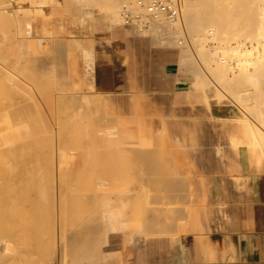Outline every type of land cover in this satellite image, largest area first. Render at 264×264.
Segmentation results:
<instances>
[{"label":"crops","instance_id":"obj_1","mask_svg":"<svg viewBox=\"0 0 264 264\" xmlns=\"http://www.w3.org/2000/svg\"><path fill=\"white\" fill-rule=\"evenodd\" d=\"M17 1L29 13L28 66L104 101L131 137L140 127L163 137L168 168L153 177H167L155 184L172 217L149 232L115 224L95 264H264V144L242 111L208 99L180 69L179 52L140 40L113 14L77 12L69 0Z\"/></svg>","mask_w":264,"mask_h":264},{"label":"rangeland","instance_id":"obj_2","mask_svg":"<svg viewBox=\"0 0 264 264\" xmlns=\"http://www.w3.org/2000/svg\"><path fill=\"white\" fill-rule=\"evenodd\" d=\"M110 1L111 0H109L108 2H110ZM84 2H85L84 0H69V3L73 5V8H75V11H77V12H79V11H81L87 7L90 8L91 10L99 12L101 14L102 13L114 14V13H116V11H118V10H116V11L114 10V12H113L110 9L108 10L107 8H105V6H102V4L101 5H98V4L94 5L95 2H92V4L95 6L93 8L92 4L83 5ZM105 2L106 1H104V3ZM125 2L127 4V0H123V1L119 0L118 8L121 7V5L125 4ZM129 4L130 3H128L127 5H129ZM130 7L132 8V5ZM27 11L28 10H26L25 8L19 7V2L17 0L16 1L0 0V60H1L0 61V72H1L0 77L1 76H2L1 78L4 77V80L2 79L3 82L1 81L2 84H0V86H1L0 87V96L1 97L3 96L2 97L3 98V101H2L3 104L6 103L5 105L8 106L9 104L12 103L10 107L5 108L6 111L0 110V112L4 111L3 116L1 115V118H0V127H1V129H0V141H8V139L4 138L3 133L5 132V130H7V127L10 124L15 123V122H12V119H11V117H13L12 114H14L15 118H18V117L24 118L23 120H21L22 122L16 121L17 123L25 126V128L23 130L24 136L21 138L22 139L21 141H30V139H31L32 143L35 141H36L35 143H38L37 141H42V143H44V144L46 143V141H48V142H50V141H57V142L63 141V144H61V148H60V146H58L60 144V142L56 143V147H59L61 150H63L64 148L62 146L65 145L66 146L65 153H67V151H69V149H72L71 152L75 153L74 154L75 157H74V155L69 152L70 156H73V160L72 161H71V159L67 160L66 162L69 164L67 165L65 162L66 165L63 164V166L60 165V167H58L59 165H57V164H59V161L56 160L54 155H53V157L52 156L47 157L49 161H46L47 162L46 164L48 166L50 165L49 167L52 168V170H53V168H55L57 170L56 171L54 169V171H52L54 174L50 173L51 176L54 175L53 176V178H54L53 182L50 181L51 179L49 180L48 172L45 173V176H47L48 179H46L47 177L42 175L45 177L44 178L45 180L50 182V183L48 182V185L47 184H45V185L47 187H49L50 185L52 186L51 187L52 189H50V187H49V190L54 189L56 192H59V189H60L59 183L61 181L60 178L64 177L63 180L61 181V183L62 182L67 183L66 179H68L71 176L70 180H72V181L69 182L71 184L68 186L66 184V189L64 188V190H65L64 195L66 197H70L71 200L73 199V201L77 204V206H82V203H84L82 206L84 208H86L87 206H90L92 204L91 199L93 200L94 196L96 197V196L101 194L98 192H104V193L106 192V194H109V195H111V193L113 192L112 193L113 194L112 200H111L112 203H110L111 205H109L110 209H111L112 205L113 206L114 205L122 206V205H120L121 204L120 202L123 199V200H125L124 204L127 207L126 208L127 212H128V208L132 207V204L134 203L135 207H133V208L140 211L139 215L141 213L140 217H139V215H137L140 219H138V218L134 219L135 216L132 217L133 214L131 213V211H130V214L132 216L128 213L129 219H127L128 214L126 212H125L126 214H121L122 219H123V216L125 217L123 220L124 221L123 223L127 224L128 229H135V228L136 229H143L144 232L156 231V230L162 229V226L158 225V222H161V220L164 217L165 218L171 217L172 208L170 207L169 209H163V206H164L163 205L164 204L163 199H166V198L163 197L164 194L162 195L160 193V192H162V190H160L161 188L160 187L158 188L155 184V182H157V179L154 182V184H153V182L149 181V179L151 178L149 168L151 169V167H152L151 166V164H152L151 159L152 158L153 159L156 158L155 161L153 160L154 161L153 166L157 164L155 166V169L157 168V170L162 171V170H165L168 168V164H167L165 157H164L165 151L163 153V149H164L163 137L160 135L159 136L160 140H157L153 129L143 128V127H140L135 132H132V137H131V135L129 134V131L127 132V127L125 125H122L119 122V119L116 117V114L111 110V108L106 103H104V101L103 102L100 101L98 103L94 100H90V99H87L84 97H78L75 94L66 90L63 82L58 81L59 79L57 78V76H55L54 72L52 73L50 70H48L46 75H45V74H43V70H44L43 66H28L27 62L29 61L30 58H34V57L29 55V53L25 49V44H24V38L26 36V30H27V15H29V13ZM110 11L113 13H111ZM117 14H118V12H117ZM121 18H122V16L119 19H117V22L114 24H117V25L121 24L122 25L123 19H121ZM142 19L145 20L146 23L143 22V20H142V22H138L139 24H137V26L127 25V29H129L135 35L141 37L142 39H140V40H144V38H145V39H148L154 47H157V48L162 47L163 51L179 52V54H180L179 66H180V69L182 71H184V72H186L187 70L191 71L192 72L191 74L194 75L200 81V84L202 85V87H205V89H206V86H208L210 84L211 85H217V86L221 87L223 93L221 94L220 97L209 98L208 95H206L207 98L212 99L215 103H218L219 105H225L227 107H233L234 108V107H238L241 105V107H239V110L242 108L241 109L242 114H243L242 116L246 120L250 121L252 126H254L253 129L255 131V136L258 138L259 137L258 134H260V137H259L260 139L259 138L258 139L260 141H264V138L262 137V136H264L263 135L264 131L257 134V131L259 130V128L264 130V122H262V119H260L262 116L261 113L264 112V83H263L264 80H262V82L261 81L259 82L258 81L259 78L258 79L254 78L257 75L260 76L258 73L262 69H264V65L260 64L259 59L256 60L257 62H255V63L250 62L251 61V60H249L250 58L248 59V57L251 56L250 53H249V56H247L245 62L243 60L242 61L239 60V58H238L239 55H237L238 53L241 55L242 54L241 51L243 49H245L244 51H246V49H250V50H252V53H253V56H251L252 61L255 58L257 59L259 57V55L257 56L258 53L261 55L259 57L260 60H262L263 58H261V57H264L263 56L264 53L257 52L259 47L262 45L261 44L262 42L257 43V41H256V40H258V41L260 40V39H258L259 37L256 35L258 37L257 38L255 36L257 39L253 38L250 41L249 38L247 37V39L245 40L244 38H246V37H244V38L240 37L239 36L240 34L237 33L238 31L236 29L235 31H233L230 34L229 33L227 35L225 34L224 35L225 37L222 38L221 37L222 35H217L218 31H216V30H218V29H216V30L214 29L215 31L214 30L212 31L211 29L207 28L205 34L209 31H212V32H209L210 34L212 33L211 34L212 36L208 37L209 34L207 33L208 35L206 34L205 37H208L209 40L205 39L206 40V41L204 40L205 43H202L199 46L194 44V46H195L194 47V46H192L193 45L192 40L190 41V38H192V37L188 33V30H185L186 28L181 27V29L179 31H176L173 29L174 27L172 26V27H170L171 29H169V31H171L172 33L171 32L169 33V31H167L168 34L166 32L165 34L162 35V34H160V31L157 30L156 27H154L152 25V22L150 24L149 22H147L148 19H146V18L144 19L143 17H142ZM178 20H180V18H178ZM162 21H166V19H164ZM162 21L161 22L156 21L157 22L156 24H159V25H157L158 26L157 28H159L161 26ZM147 23H149L150 26ZM151 25H152V27H151ZM151 28H155L159 32H156L155 29L151 30ZM232 35H233V37H232ZM211 38H214V39H211ZM253 40H255V41H253ZM217 43H221L224 47L221 54H217V55L215 54L216 56L215 55L213 56V54H209L211 56H209V59H206L205 57L208 54V52L211 53L212 48ZM248 43H250L251 45L250 44L248 45ZM186 44H187V47H186ZM202 46H204L203 48H201L203 50V52L199 49ZM253 46L254 47L257 46V47L253 48ZM196 47H198V48H196ZM232 47L233 48L235 47V49H233ZM256 49H257V51H255ZM229 50H232V51H229ZM237 50H238V53H236L235 55H232L233 52L235 53ZM250 50H247L246 52H248ZM198 51H200V52H198ZM204 51H206V52H204ZM200 53H203V55ZM183 54H186V55L183 56ZM204 55H205V57H202ZM212 56H213V58H212ZM222 56H224L225 59L230 60V62H232L234 64H238V63L240 64L239 61L244 62V64L246 66H242L243 70H244L243 73L241 71H239L241 73L229 71V72H227L226 77L219 80L220 78L217 77L218 74L215 73L214 71L212 72V69L214 67V63L217 61H220L222 59ZM241 58H242V55H241L240 59ZM248 61L250 62L249 64L247 63ZM7 62H10V63L12 62L13 64L17 63L22 68L25 67L23 70V72H25V73L24 74H22V72L20 73V71H22V69H20V70L17 69V71H18V73H17L15 68H14V65L12 63L11 64L13 66V69L11 68L12 66L9 67L10 69H7V67L10 64ZM5 63H6V65H5ZM244 64H241V65H244ZM17 66H16V68H18ZM250 66L251 67L253 66V67L251 68ZM1 68H3V70H1ZM254 68H256V70H260V71L258 72L255 70L256 73H254L255 72ZM4 69L7 70V73H12V75L17 78V81L14 80L16 78L15 77L13 78L12 75H11L12 77L8 76V74L5 73L6 71H4ZM33 70H35V71H33ZM251 71L254 74L253 79H255V80H252V76L249 75V74H251ZM36 74H37V76H36ZM247 76H250V77H247ZM39 79H40V81H39ZM260 79H262V78H260ZM14 84H16L15 85L16 87L15 86L11 87V85H14ZM18 84H19V88L17 87ZM227 84L231 85L230 90H225ZM261 84H263V85H261ZM55 85H56V87H55ZM58 85H59V87H58ZM22 86H23V88H22ZM42 86H44V88H41ZM20 87H21V89H20ZM44 89H45V91H43ZM48 89H50L52 91H50ZM66 95H69V96H66ZM58 96H60L61 98ZM65 96L68 97L69 100L71 99V101L68 102V104H70V106L69 105L66 106L64 104L61 105L62 104L61 102L63 101L62 99ZM66 97H65V99H66ZM2 98H1V100H2ZM59 99H61L62 101H60ZM37 100H39V101L37 102ZM4 107H3V105L0 104L1 109H3ZM11 108L13 110H15L16 112L13 111V112H10V114H6V113H9V112H7V110H10ZM17 110H18V112H17ZM9 119H11V120H9ZM13 120H15V119L13 118ZM32 120H34V122ZM92 121H93V123H92ZM96 123H98V124H96ZM4 125H6V126L2 128V126H4ZM33 129H34V131H38V133L34 132ZM43 130H45V131H43ZM43 133H44V135L46 134L45 135L46 137L43 135ZM70 135L73 136L74 138H75V136H77V140H75L73 137L71 138ZM68 137H70V138H68ZM127 137H128V139H131V140L127 141ZM66 140L71 141V142L76 141V143H79V145L75 143V145H73V147L74 146L76 147L78 145L77 147H80V148H77V147L76 148H69V147H71V144H69L67 147L66 142H65ZM48 142H47V144H48ZM263 144H264V142H263ZM86 145H87V148H85ZM96 145H97V147H94ZM91 146H93V147H91ZM140 146L142 148L144 147L146 149H149V148L152 149L153 151H155V153H157V155H154L155 153L153 154V151H149V150L145 151L146 149H143L144 150V152H143L142 148ZM98 147L99 148L100 147H102V148L103 147H105V148L110 147L112 149L115 148V150H112V149L110 150L108 148L107 149L108 152H106L107 155L106 154L102 155L103 154L102 153L101 154L102 157H101L99 155V153L97 155V152H96L97 150L95 149ZM116 147H118V148H116ZM0 148H1V152H0L1 163H0V165L2 167V164H3V166L7 167L9 165V164L7 165V163L11 162L10 160H12L13 158L11 157V153L8 152L10 155L9 154L7 155L6 151L4 150V148L2 146H0ZM91 148H93V149H91ZM74 149H75V151H74ZM80 149H82V151H79ZM94 149L96 150L95 151L96 154L94 152ZM100 149H99V151H100ZM133 149L135 150V152L133 151ZM138 149H141L140 151H142L141 152L142 154L143 153L146 154L148 152L150 154L149 156H151V159L149 157L146 161V159L142 158L143 155L138 151ZM122 150H124V152ZM126 150H127V152H132L131 154H133V155L130 154V156H127L126 154H124ZM113 151H115V153ZM136 151H138L140 153V155L138 154L139 156L137 155L138 152L136 153ZM81 152L82 153L84 152V153L81 155ZM102 152H103V150H102ZM86 153H87V155H86ZM100 153H101V151H100ZM116 153L117 154L119 153L120 155L123 154L122 155L123 157L126 155V157L123 158L122 156H120L118 154L120 157H122L120 159H122L123 162L120 160L121 163L119 162V166H117V165L115 166V164H114L115 168H117L114 171V168L110 166L112 164V163L110 164L111 161H108L107 158L112 156V155L115 156ZM61 154L63 155L64 152ZM13 155H15V154H13ZM16 155L18 156L19 154L17 153ZM89 155H90V157H93L92 160H91V158H89ZM96 155H97V157L95 158ZM141 155H142V157H140ZM63 156H65V154ZM44 157H46V156H44ZM44 157H42V158H44ZM51 157L54 158L53 160L55 163L51 162L52 159L51 160L49 159ZM98 157H99V159H98ZM136 158L137 159L139 158L140 160L142 158L144 160V162L140 161L139 159H138L139 160L138 161ZM94 159H98L100 162L98 160H94ZM100 159H102L103 162ZM104 159H107V160L105 161ZM44 160H47V159L44 158L43 160H41V162H43ZM114 160H117V159H114ZM96 161L99 162V163L97 162L98 164H100L99 166L98 165L95 166ZM134 161H136V162H134ZM149 161H151V162L148 163ZM106 162L108 164H106ZM112 162L114 163V161H112ZM4 163L7 166L4 165ZM48 163H50V164H48ZM51 163H53V165H54L53 167H51L52 166ZM103 163H104V165H103ZM140 164H142V165L140 166ZM41 165H42V167H46L44 163H42ZM138 166H139V169L141 168L140 171L138 170ZM5 167H3V168L5 169ZM91 167H94V169H92V171L93 170L97 171L96 176H95V174H93L95 172H92L90 170ZM98 167H100V168L98 169ZM60 168H61V170H60ZM131 168L133 170H131ZM45 169L47 170L48 167H46ZM100 169H102V170H100ZM112 169H113V171H112ZM155 169H154V171H155ZM41 170H44V169L42 168ZM105 170H107V172ZM3 171L4 170H2V173H3ZM47 171H50V170H47ZM89 171H91L92 177L90 176ZM101 171L105 172L106 174L103 175V172H101ZM136 171H137L138 175H136L137 174ZM100 173L102 176L100 175ZM129 173H130V175H129ZM142 173L145 175V177ZM148 173H149V176H147ZM151 173H152V171H151ZM32 174L34 175V173L31 172V177H32L31 181H33ZM63 174L66 176V178ZM132 174H133V177H131ZM74 175L76 178L74 177ZM93 175L95 176V178ZM97 175H100V176H97ZM153 175H154V173L152 174V177H153ZM132 178H133L134 182L132 181ZM139 178H140V180L141 179L142 180L140 181ZM64 179H65V181H64ZM137 181H138V183H137ZM46 182H44V183H46ZM75 182H77V183L75 184ZM141 182L144 183L145 185L142 184ZM149 183H150V185H149ZM110 184H113L112 185L113 190H109V188L111 189ZM108 185H110V187H108ZM138 185H140V186H138ZM122 186H123V189L125 191H127V188H129L130 190L133 191V193H131V195H130V197L132 196V194L134 195V196H132L133 202L132 201L128 202L130 207H128V203L126 204L127 198L124 199L127 195H124L123 198H122V196L118 197V198L116 197L115 193L117 190H115V189L116 188L119 189V192H120V190L122 191ZM32 187H31L32 189L35 188L34 186H32ZM47 187H46V189H47ZM134 187L137 189H133ZM32 189H31V191H33ZM102 189H104V190H102ZM157 189H159V190H157ZM134 190H136V192ZM156 190L159 192H157ZM110 191H111V193H110ZM152 191H153V193H152ZM35 192H36L35 190L33 192H31L30 193L31 196L32 195L36 196L37 192L36 193ZM140 192H142V193H140ZM155 192H157V193H155ZM136 193H139V196ZM154 193L157 196L154 195ZM91 194H93V195L95 194V195L94 196L92 195L91 197L87 198V196H90ZM153 195H154V197H153ZM79 196H81V197H79ZM114 196L116 197L115 199H113ZM75 198L80 199L79 204H78V201L75 200ZM134 198H135L136 202L134 201ZM150 198H152V199H150ZM82 199L85 200L86 205H85V202H83L84 200H82ZM158 199H160V200L158 201ZM19 200H21V199H19ZM89 200L91 202H89ZM148 200H149V202H148ZM155 200L158 201V202L156 201L157 204H156ZM14 201L16 202V199H14ZM17 201H18V199H17ZM73 201H71V202L74 203ZM59 202H60L59 200L55 201V202H49L50 204L48 203V205H49L50 209H48L47 204L42 209V211H44V209H46V211H44L45 213L47 212L46 215L44 213L45 216H47V214L51 211V213L48 214V215H50L49 219L51 218V216L53 217L55 215V217H53V218H55V223L52 224V225H54V228L52 225L49 224V222H47L48 224L46 225V227L48 230L44 229L47 232H44V234L42 236L40 235L39 238H36V239L32 238L33 242L30 241L31 244L27 241L29 243V246L28 245L27 246L30 248L29 254H25V255H22L20 257V255H17L15 252H12L10 250L11 253H13V254H11V255L9 254V257L7 256L4 261L3 260L1 261V264H31V263L32 264H46V263L52 264V262H53V264H95V262L98 261V259L100 258V255H101L102 244H103V241L105 239V236L112 229L111 228L109 230H106V228H108L107 226H109L108 221L105 222V220L103 219V221L101 220L102 223L100 222V224L102 226H103V224L105 225V227L104 226L102 227L103 231H101V228H99L100 232H101V238H100L101 240L96 238L97 235L96 236L95 235H92V236L88 235L86 237L84 235H82L83 237L80 236V239H77V241L75 240L76 241V243H75L74 240L67 238L70 236L69 234L71 231H69V232H66L67 230L63 231V232H65L64 235L63 234L60 235V233H59V231H60L59 227L61 228V222H62L61 219L59 221V217H60L59 212L61 211V209L59 211V208H60V206H59L60 204H58ZM147 202H148V204H146ZM20 203H21V201H20ZM75 203H74V206L76 205ZM21 204H23V203H21ZM87 204H89V205H87ZM13 205H18V202H17V204H15L13 202ZM146 205H148V206L146 207ZM149 205H150V207H149ZM24 206L26 207V205H24ZM151 206L154 208H151ZM158 206H160V207L162 206V207L158 208ZM19 207L20 206L18 205V208ZM148 207H149V210L148 209L146 210V208H148ZM18 208L16 207V209H18ZM23 208H21V209L23 210ZM143 210H145V211H143ZM68 211H70L69 213L73 214V211H71V210H68ZM153 211H154V213H153ZM161 211H162V213L163 212L164 213L162 214ZM170 211H171V213H170ZM33 212L35 213V211L32 210V215H34ZM106 212H107V214L109 213V215H111V213H113V215L119 213V212H117V210L114 212H111V211H106ZM159 212L161 215L159 214ZM168 212L170 213L169 215H167ZM61 213H62V215H61ZM63 213H64V211L63 212L61 211L60 215L63 216L65 214V213L64 214ZM142 213H144V215H146L145 219H144V217L142 218V215H143ZM151 213L154 214V215H152V217L156 216V217H154V219L149 217V216H151ZM81 214H83L82 218L83 217L85 218V219L83 218V221H85V222L88 221L87 219H89V213L86 210H83V213H81ZM164 214H165V216H164ZM166 215H167V217H166ZM27 217H28V215H27ZM158 217H159V219H158ZM47 218H48V216H47ZM150 218H151V220H149ZM143 219L144 220L148 219L147 220L148 222L144 223ZM27 220H29V217ZM153 221H154V224H153ZM26 223H27V221H26ZM26 223L24 222V224H26ZM117 223H121V221L117 222ZM28 224L25 225L26 228H27ZM143 224H146V226ZM148 224H150V225L147 226ZM101 225H100V227H101ZM147 227H148V230H147ZM44 228H45V226H44ZM50 228H51V230H50ZM53 229L55 230V233H53L54 232ZM50 232L53 234H50ZM47 233L50 234V237L48 236L49 234H47ZM45 235H46V237H45ZM42 237L44 238V240L42 239ZM40 238H41V240H40ZM92 238L97 239L98 241L96 242V240H95V242H94L93 241L94 239H92ZM48 239L50 241H48ZM14 241H15V244H14L15 246H17V245L22 246L23 243L27 244V242H25L26 240H24L21 243L22 245L20 244V242H18L17 239L13 240V243H14ZM21 241H22V239H21ZM78 241H79V243H77ZM90 241H91V244L93 246L92 245L90 246ZM16 242H17V245H16ZM43 242H44V244H43ZM67 243H69V245ZM86 243H87V246H86ZM36 244H37V247H36ZM31 245H33V246H31ZM61 245H63V246H61ZM96 245H97V247H96ZM41 246H44L45 249H43L44 247L41 248ZM89 246L92 247L93 250L90 249ZM54 247H55V253L53 252ZM68 247L70 249L77 248L75 250L73 249V252H75L76 250L77 251L73 254L68 253V252H72V250H68L69 249ZM88 248H89V250H88ZM16 250H17V248H16ZM16 250L14 249L13 251H16ZM87 251H89V252H87ZM94 251H96V252H94ZM85 252H86V254H85ZM14 253H15V255H14ZM36 255H37V257H36ZM23 256H24V258H22ZM81 256H82V258H80ZM13 257H15L16 259H14ZM87 257H89V258H87ZM91 257H92V259H91ZM9 258L10 259L12 258L11 262H9L10 261ZM61 258H62V260H61ZM88 259L89 260L91 259V260L89 261ZM12 260H14V262H12ZM26 260L27 261L29 260L28 263L26 262ZM20 261L22 263H20Z\"/></svg>","mask_w":264,"mask_h":264},{"label":"bare ground","instance_id":"obj_3","mask_svg":"<svg viewBox=\"0 0 264 264\" xmlns=\"http://www.w3.org/2000/svg\"><path fill=\"white\" fill-rule=\"evenodd\" d=\"M85 2H84V4L83 5H90V4H92V2H95V4L94 5H101L102 4V6H105V8H107L108 10L110 9V10H112L113 12H114V10L116 11V10H118V11H116V13H114L113 14V21H114V23H116L117 22V19H119L122 15H121V13H120V7L118 8V5H119V0H111L110 2H108L109 0H84ZM104 1H106L105 3H104ZM123 1V0H122ZM126 3V2H125ZM128 3H130L129 5L131 6L132 5V7L134 8V10H137L138 12H142V13H144L143 11H145L144 10V8L142 7V6H140L138 3H139V1L138 0H127V4ZM93 5V4H92ZM93 5V8L95 7ZM128 5V6H129ZM122 6V5H121ZM180 7H181V17H179L180 18V20H167L166 18H162V19H156V20H153L152 18H150L149 16H148V18L145 16H142L144 19L146 18V19H148V21L147 22H149L150 24H151V22H152V25L154 26V27H156V29L157 30H159L160 31V34H165L167 31H169V29H171L170 27H174L173 29L174 30H176V31H179L180 29H181V27H184V28H186L185 30H188V33L191 35V37L192 38H190V41L192 40V46H194V44L195 45H200V44H202V43H205L204 42V40L206 39V40H209L208 39V37L209 36H212L209 32H212L214 29L216 30V29H218V30H216V31H218V33H217V35H222L221 37L222 38H224L225 36V34L227 35L228 33L230 34V33H232L233 31H235L236 29H237V33L238 34H240L239 36L240 37H246V38H244L245 40L247 39V37L249 38V40L251 41L253 38H256L257 36L259 37H257L258 39H260L259 41L258 40H256L257 41V43H261L262 45L259 47V49H258V51H257V49L255 50V51H257V52H262V53H264V0H180ZM118 8V9H117ZM106 9V10H107ZM111 12V11H110ZM113 12H111V13H113ZM117 12H118V14H117ZM28 16V15H27ZM122 19V18H121ZM120 19V20H121ZM164 19H166V21H162V20H164ZM119 20V21H120ZM143 20V19H142ZM118 21V22H119ZM156 21H162V23H161V26L159 27V28H157L158 26L157 25H159V24H156L157 22ZM121 22V21H120ZM143 22H145V20H143ZM155 22V23H154ZM146 23V22H145ZM149 23H147V24H149ZM154 23V24H153ZM139 24V23H138ZM150 24H149V26H150ZM145 25V24H144ZM152 25H151V27H152ZM156 25V26H155ZM207 28H209V29H211L212 31H209V32H207L206 34L208 35V37H205V32H206V30H207ZM147 29V28H146ZM154 30L155 28H151V30ZM155 29V30H156ZM156 30V32H159V31H157ZM214 30V31H215ZM147 31V30H146ZM242 31V32H241ZM148 32V31H147ZM150 32V31H149ZM154 32V31H153ZM171 31H169V33H170ZM240 32V33H239ZM172 33V32H171ZM175 33V32H174ZM214 33V32H213ZM167 34H168V32H167ZM176 34V33H175ZM245 35V36H244ZM247 35V36H246ZM257 35V36H256ZM161 36V35H160ZM256 36V37H255ZM190 37V36H189ZM214 37V36H213ZM232 37H233V35H232ZM215 38V37H214ZM214 38H211V39H214ZM217 38V37H216ZM256 38V39H257ZM205 40V41H206ZM253 41H255V40H253ZM251 43V42H250ZM250 43H248V45L250 44ZM251 45V44H250ZM186 47H187V44H186ZM195 47V46H194ZM204 46H202V47H200L199 49L203 52V50L201 49V48H203ZM251 47V46H250ZM257 47V46H256ZM256 47H254L253 46V48H256ZM196 48H198V47H196ZM233 48V47H232ZM185 49V48H184ZM223 49H224V47H223V45L221 44V43H217L213 48H212V50H211V53H209L208 51V54L206 55L205 53V55H206V57H205V55L204 56H202V57H205L206 59H209V56H211V55H209V54H213V56L216 54H221V52L223 51ZM233 49H235V47L233 48ZM187 50V49H186ZM197 50V49H196ZM240 50V49H239ZM245 49H243L242 51H241V55H242V58L240 59V57H241V55L238 53V50L234 53L233 52V54L232 55H235L236 53H238L237 55H239L238 56V58H239V60H243L244 62L246 61V58H247V56H249V53H250V55L251 56H253V53H252V50H250V49H246V51L247 50H250V51H248V52H246V51H244ZM185 51V50H184ZM210 51V50H209ZM226 51V50H225ZM229 51H232V50H229ZM235 51V50H234ZM254 51V52H255ZM198 52H200V51H198ZM204 52H206V51H204ZM200 54H202L203 55V53H200ZM257 54V53H256ZM186 54H183V56H185ZM215 55V56H216ZM236 55V56H237ZM255 55V54H254ZM259 55V57L261 56L259 53L257 54V56ZM201 56V55H200ZM213 56H212V58H213ZM251 56L250 57H248V59L249 60H251L250 62H252V63H255V62H257L256 60H258L259 59V61H260V64H263L264 65V57H261V58H263L262 60H260V58L258 57L257 59L255 58L253 61H252V59H251ZM263 56H264V54H263ZM27 57V56H26ZM14 58V57H13ZM211 58V57H210ZM247 59V60H248ZM1 61V60H0ZM12 61V60H11ZM241 61H239L240 62V64L238 63V64H234V63H232V62H230V60H227V59H225L224 58V56H222V59L220 60V61H217V62H215L214 63V67H213V69H212V72L214 71L215 73H217L218 74V78H220L219 80H221V79H223L224 77H226V75H227V72H239V71H241L242 73H243V67L242 66H246L245 64H244V62H241ZM13 62V61H12ZM11 62V63H12ZM249 61L247 62L248 64L250 63ZM4 63V62H3ZM7 63H10V62H7ZM10 63V64H11ZM15 63V62H14ZM9 64V66L7 67V69H10L9 67L10 66H12V64L10 65ZM17 64V63H16ZM16 64H13L14 65V68H15V70H16V72L18 73V71H17V69L18 70H20V69H22V71H20V73L22 72V74H24L25 72H23V70H24V68H22L20 65H16ZM241 64H244V65H241ZM5 65H6V63H5ZM18 67V68H16V66ZM182 65V64H181ZM20 67V68H19ZM251 67V66H250ZM253 67V66H252ZM251 67V68H252ZM12 69H13V66L11 67ZM259 68V67H258ZM1 70H3V68H1ZM14 70V71H15ZM256 70V68H254V71ZM4 71H6L5 73L6 74H8V76H11L12 75V73H7V70H5L4 69ZM33 71H35V70H33ZM39 71V70H38ZM256 71H260V70H256ZM256 71L254 72V73H256ZM241 72H239V73H241ZM3 73V72H2ZM28 73V72H27ZM40 73V72H39ZM187 75L188 74H191L192 72L191 71H189V70H187L186 72H185ZM245 73V72H244ZM0 74H1V72H0ZM21 74V75H22ZM216 74V75H217ZM260 76H255L254 77V74L252 73V71H251V74H249V75H251L252 76V80H255V79H253V77L254 78H256V79H258V81L260 82H262V80H264V69H262L259 73H258ZM39 75V74H38ZM220 75V76H219ZM4 76V75H3ZM13 76V75H12ZM11 76V77H12ZM27 76V75H26ZM35 76V75H34ZM36 76H37V74H36ZM2 77V76H1ZM0 77V82L2 81V79L4 80V77L3 78H1ZM15 76H13V78H14ZM247 77H250V76H247ZM12 78V79H13ZM16 78V77H15ZM260 78H262V79H260ZM7 79V78H6ZM11 79V80H12ZM251 79V78H250ZM9 80V79H8ZM14 80H16L17 81V78L16 79H14ZM20 81V80H19ZM18 81V82H19ZM28 81V80H27ZM37 81V80H36ZM39 81H40V79H39ZM59 81V80H58ZM3 82V81H2ZM2 82L0 83V84H2ZM8 82V81H7ZM5 83V82H4ZM264 83V82H263ZM9 84V83H8ZM16 84H14V85H11V87L12 86H15ZM21 85V84H20ZM261 85H263V84H261ZM4 86V85H3ZM1 87V86H0ZM16 87V86H15ZM17 87L19 88V84L17 85ZM54 87V86H53ZM55 87H56V85H55ZM54 87V88H55ZM58 87H59V85H58ZM3 88V87H2ZM14 88V87H13ZM22 88H23V86H22ZM41 88H44V86H42ZM17 89V88H16ZM20 89H21V87H20ZM19 89V90H20ZM53 89V88H52ZM59 89V88H58ZM231 89V85L230 84H227V86H226V89L225 90H230ZM15 90V89H14ZM48 90H50V89H48ZM54 90V89H53ZM43 91H45V89L43 90ZM50 91H52V90H50ZM10 92V91H9ZM60 92V91H59ZM17 93V92H16ZM205 93H206V95H208V97L209 98H217V97H220L221 96V94L223 93V91H222V89H221V87H219V86H217V85H208V86H206V89H205ZM13 94V93H12ZM19 94V93H18ZM74 94V93H73ZM14 95V94H13ZM71 95V94H70ZM15 96V95H14ZM20 96V95H19ZM66 96H69V95H66ZM65 96V97H66ZM3 97V96H2ZM1 96H0V104L1 105H3V109H1L0 108V110H5V108L7 107H10L11 106V104H9L8 106L7 105H5L6 103H4L3 104V98H2ZM12 97V96H11ZM58 97H60V96H58ZM63 97V96H62ZM65 97L61 100V99H59L60 101H62L61 103V105H66V106H70V104H68V102H70L71 101V99L69 100V98L68 97H66V99H65ZM1 98H2V100H1ZM61 98V97H60ZM7 99V98H6ZM67 100V101H66ZM39 100H37V102H38ZM31 102V101H30ZM29 102V103H30ZM15 103V102H14ZM263 103V102H262ZM94 105V104H93ZM30 106V105H29ZM18 107V106H17ZM23 107V106H22ZM84 107V106H83ZM239 107H241V105L240 106H238V108ZM27 108V107H26ZM17 109V108H16ZM242 109V108H241ZM240 109V110H241ZM19 110V109H18ZM18 110H17V112H18ZM6 111V110H5ZM13 111H15V110H13L12 108L10 109V110H7V112H9V113H6V114H10V112H13ZM4 111H1L0 112V118H1V115L3 116V113ZM16 112V111H15ZM20 114V113H19ZM223 114V113H222ZM221 114V115H222ZM16 115V114H15ZM261 118L260 119H262V122H264V112H262L261 113ZM12 116L13 117H11V119H12V122H15V123H12V124H10L8 127H7V130H5V132L3 133V136H4V138H6V139H8V141H0V146H2L3 148H4V150L6 151V153H7V155L9 154V153H11V157L13 158L12 160H10L11 162H9V163H7V165L4 163V165H6L7 167H5V166H3V164H2V167H1V165H0V264H1V261L3 260H5V258L8 256L9 257V254L11 255V254H13V253H11V251L12 252H15L17 255H20V257L22 256V255H25V254H29L30 253V248L28 247L29 246V243H30V241L31 242H33L32 240L33 239H36V238H39L40 237V235L42 236L43 234H44V232H47V231H45L44 229H46V230H48L47 229V227H46V225L48 224L47 222H49V224L50 225H52L53 223H55V218H53V217H55V215L52 217L51 216V218L49 219V217H50V215H48L49 213H51V211L47 214V216H48V218H47V216H45L46 215V213L44 212V211H46V209H44V211H42V209L45 207V205L47 204V206H48V209H50L49 208V205H48V203L49 202H55V201H60L58 204H60L59 206H60V208H59V211H60V209H61V211L63 212L64 211V215L63 216H61L62 215V213H61V215H60V212H59V216L61 217H59V221H60V219H61V228L59 227V229H60V231H59V233H60V235L61 234H65V232H63V231H65V230H67L66 232H69V231H71L70 232V236L69 237H67V238H69V239H72V240H76L77 241V239H80V236H82V235H84L85 237L86 236H92V235H97L96 236V238H98V239H100L101 238V232H100V229L99 228H101V231H103L102 230V227L104 226L105 227V225L103 224V226L100 224V222H101V220L103 221V219L105 220V222L106 221H108V224H109V226H107L108 228H106V230H109V229H111V228H113L114 227V224H116L117 222H120L121 221V223H123L124 221V216H123V219L121 218V214H130V211H131V213L133 214V216L132 217H134V219L135 218H138V219H140L139 217H140V215H141V213H140V215H139V212L140 211H138L137 209H134L133 207H135V205H134V203L132 204V207H130L129 206V201H132L133 199H132V196H134L133 194H132V196L130 197V195H131V193H133V191L132 190H130L129 188H127V191H125L124 189H123V186H122V191L120 190V192H119V189H115L114 187V189L115 190H117L116 191V197L118 198V197H121L122 196V198L124 197V195H127L124 199H126L127 198V202H126V204L128 203V207H130V208H128V212H127V210H126V205L124 204L125 203V200H121V204L120 205H122V206H119V205H112L111 206V209H110V207H109V205H111L110 203H112L111 202V200H112V193H111V191H110V193H111V195H109V194H106V192L104 193V192H98V193H101L100 195H98V196H94L93 194H91L90 196H87V198L88 197H91L92 195L94 196L93 197V200L91 199V201L89 200V202H91L92 204L90 205V206H87L86 208H84V207H82L83 206V204L84 203H82V206H77V204L73 201V199L71 200V198L70 197H66L65 195H64V188L66 189V184H67V186L68 185H70L71 183H69V182H71L72 180H70V178H71V176L68 178V179H66V181H67V183L65 182V183H61V181L63 180V178L64 177H61L60 178V183H59V185H60V189H59V192H56L54 189L53 190H49V187H50V189H52L51 187V185L49 186V187H47L45 184H47L48 185V182L49 181H47V180H45L44 178L45 177H47V176H45V173H47L48 172V177H49V180L51 181V182H53V172L52 171H54V169L55 168H53V170H52V168H50L46 163V161H49L48 160V158L47 157H50V156H52L53 157V155H54V157L56 158V160H58L59 161V164H57V165H59L58 167H60V165L61 166H63V164H65V162L67 161V160H69V159H71V161L73 160V156H70V153L71 154H75V153H73V152H71V150L72 149H69V151H67V153H65V148H66V146L64 147V146H62L64 149L63 150H61L60 148H61V144H63V141H50V142H48V141H46V143L44 144V143H42V141H37L38 143H35V142H33L32 143V141H31V139H30V141H21L22 139V137L24 136V133H23V130H24V128H25V126L24 125H21V124H19V123H17V122H22L21 120H23L24 118H22V117H18V118H15V116H14V114H12ZM8 117V116H7ZM13 118L15 119V120H13ZM11 119H9V120H11ZM238 119V118H237ZM17 121V122H16ZM33 122H34V120H32ZM69 121V120H68ZM95 121V120H94ZM32 122V123H33ZM69 123V122H68ZM71 123V122H70ZM92 123H93V121H92ZM96 124H98V123H96ZM31 125V124H30ZM6 125H4V126H2V128L3 127H5ZM32 126V125H31ZM254 127V126H253ZM258 127V126H257ZM256 127V128H257ZM255 128V129H256ZM0 129H1V127H0ZM253 129V128H252ZM39 130V129H38ZM33 131H34V129H33ZM43 131H45V130H43ZM264 130H262L261 128H259V130L257 131V134L258 133H260V132H263ZM34 132H37L38 133V131H34ZM40 132V131H39ZM41 133V132H40ZM43 135H44V133H43ZM46 135V134H45ZM44 135V136H45ZM263 135H264V132H263ZM258 136L260 137V134H258ZM41 137V136H40ZM46 137V136H45ZM70 137L72 138L73 136H71L70 135ZM70 137H68V138H70ZM258 137V138H259ZM263 138H264V136H262ZM74 138V137H73ZM38 139V138H37ZM75 140H77V136H75V138H74ZM73 139V140H74ZM260 139V138H259ZM25 140V139H24ZM44 142V141H43ZM47 142H48V144H47ZM60 142V144L58 145V146H60V148L59 147H56V143H59ZM66 142V145H67V147H68V145L69 144H71V147H69V148H76L78 145H79V143H76V141H73V142H71V141H65ZM262 142V144H263V142L264 141H261ZM68 143V144H67ZM75 143L76 144H78L76 147L74 146L73 147V145H75ZM83 143V142H82ZM85 144V143H84ZM83 145V144H82ZM92 145V144H91ZM117 146V145H116ZM90 147V146H89ZM91 147H93V146H91ZM94 147H97V145L96 146H94ZM138 147V146H137ZM141 147V146H140ZM77 148H80V147H77ZM85 148H87V145H86V147ZM99 148V147H98ZM98 148H95L94 149V152L96 151L97 152V155H98V153H99V155L102 157V155H104V154H106V152H108V148L111 150L112 148H110V147H100L102 150H103V152H102V150L100 149V151H101V153H100V151H99V149ZM105 148V149H104ZM114 148V147H113ZM116 148H118V147H116ZM142 148V147H141ZM91 149H93V148H91ZM143 149H146V148H142V151L144 152V150ZM3 150V151H4ZM59 150V151H58ZM109 150V151H110ZM112 150H115V148L114 149H112ZM141 149H138V151L141 153L142 151H140ZM153 151L152 149H146L145 151ZM20 153H19V152ZM61 151V152H60ZM74 151H75V149H74ZM78 151V150H77ZM79 151H82V149H80ZM99 151V152H98ZM123 152H124V150H122ZM133 151L135 152V150L133 149ZM138 151H136V153L138 152ZM0 152H1V148H0ZM9 152V153H8ZM64 152V154H65V156H63L61 153H63ZM70 152V153H69ZM93 152V153H94ZM96 152H95V154H96ZM114 153H115V151H113ZM117 152V151H116ZM122 152V153H123ZM137 153V155L139 154L140 155V153ZM19 154L18 156L16 155V154ZM79 153V152H78ZM84 153V152H83ZM82 152H81V155L83 154ZM88 153V152H87ZM87 153H86V155H87ZM103 153V154H102ZM132 152H127V150L125 151V153L124 154H126L127 156H130V154H131ZM155 153V151H153V154ZM13 154H15V155H13ZM80 154V153H79ZM102 154V155H101ZM119 154V153H118ZM117 153H116V155L114 156V155H112V156H110V157H108L107 159H108V161H111L110 162V166L111 167H113L114 168V171H115V169H117V168H115V166L117 165V166H119V162H120V160L123 162V160L122 159H120V158H122L123 156V154L122 155H120V156H122V157H120L119 155H118ZM142 154V153H141ZM10 155V154H9ZM13 155V156H12ZM97 155L95 156V158L97 157ZM107 155V154H106ZM126 155L123 157V158H125L126 157ZM131 155H133V154H131ZM136 155V156H137ZM138 155V156H139ZM142 155H143V157H142ZM140 157H142V158H144V159H146V161H147V158H149L150 157V159H151V156H149L150 154L147 152L146 154H142ZM154 155H157V153H155ZM44 156H46V157H44ZM70 156V157H69ZM93 156V155H92ZM114 156V157H113ZM135 156V157H136ZM42 157H44V158H46L47 160H44L43 162H41V160H43L44 158H42ZM49 158L50 160L52 159H54V158ZM74 157H75V155H74ZM119 157V158H118ZM132 157V156H131ZM134 157V156H133ZM139 157V158H140ZM153 157V156H152ZM156 157V156H155ZM89 158H91V160L93 159V157H90V155H89ZM138 158V159H139ZM141 158V160L140 161H143L144 162V160ZM98 159H99V157H98ZM98 159H94V160H98ZM107 159H104L105 161L107 160ZM114 159H117V160H114ZM137 159V158H136ZM137 159V160H138ZM51 160V162H54V160L52 161ZM101 161H102V159H100ZM138 160V161H139ZM152 160V164H151V169L149 168V172H150V176H151V178L149 179V181L150 182H153V184H154V182L156 181V178H157V180H159V183H160V181H162L161 180V176H158V177H152V174L154 173L155 174V171L157 170V168L155 169V166L157 165H154L153 166V162L156 160V158H152L151 159ZM154 160V161H153ZM99 161V160H98ZM98 161H96V163H95V166L96 165H100V164H98L99 162ZM104 161V162H105ZM112 161H114V163L112 162ZM98 162V163H97ZM103 162V161H102ZM116 162V163H115ZM118 162V163H117ZM134 162H136V161H134ZM151 161H149L148 163H150ZM0 163H1V161H0ZM3 163V162H2ZM42 163H44L45 164V166L46 167H48V169L47 170H50V171H47L45 168L46 167H42ZM55 163V162H54ZM58 163V162H57ZM121 163V162H120ZM48 164H50V163H48ZM66 164L68 165L69 163H67L66 162ZM65 164V165H66ZM102 164V163H101ZM106 164H108L107 162H106ZM114 164H115V166H114ZM51 167H53L54 165H53V163H51ZM103 165H104V163H103ZM102 165V166H103ZM135 165V164H134ZM142 164H140V166H141ZM72 166V165H71ZM3 167H5V169L3 168ZM154 167V168H153ZM44 169V170H41V169ZM96 168V167H95ZM100 167H98V169H99ZM134 168V167H133ZM92 169H94V167H91L90 168V170L92 171ZM97 169V168H96ZM95 169V170H96ZM106 169V168H105ZM141 169V168H140ZM140 169H139V166H138V170L140 171ZM154 169H155V171H154ZM2 170H4L3 171V173H2ZM46 170V171H45ZM56 170V169H55ZM60 170H61V168H60ZM100 170H102V169H100ZM104 170V169H103ZM120 170V169H119ZM118 170V171H119ZM128 170V169H127ZM130 170V169H129ZM131 170H133L132 168H131ZM135 170V169H134ZM152 171V173H151V171ZM44 171V172H43ZM57 171V170H56ZM91 171H89V174H90V176L92 177V175H91ZM106 172H107V170H105ZM109 171V170H108ZM112 171H113V169H112ZM160 171V170H159ZM31 172H33L34 173V175L32 174V176H33V181H31V179H32V177H31ZM59 172V171H58ZM66 172V171H65ZM92 172H95V173H93V174H95V176H96V172L97 171H92ZM101 172H103V171H101ZM40 173V174H39ZM50 173H53L52 175L53 176H51L50 175ZM99 173V172H98ZM136 173H137V171H136ZM141 173V172H140ZM159 173V172H158ZM65 174V173H64ZM63 174V175H64ZM79 174V173H78ZM84 174V173H83ZM106 173L105 172H103V175H105ZM115 174V173H114ZM143 174V173H142ZM40 175V176H39ZM42 175H44V176H42ZM100 175H101V173H100ZM100 175H97V176H100ZM129 175H130V173H129ZM136 175H138V173L136 174ZM141 175V174H140ZM144 175V174H143ZM42 176V177H41ZM61 176V175H60ZM65 176V175H64ZM94 176V175H93ZM95 176H94V178H95ZM102 176V175H101ZM147 176H149V173H148V175ZM31 177V178H30ZM39 177V178H38ZM48 177L46 178V179H48ZM74 177H75V175H74ZM106 177V176H105ZM118 177V176H117ZM131 177H133V174H132V176ZM144 177H145V175H144ZM65 178H66V176H65ZM76 178V177H75ZM97 178V177H96ZM129 178V177H128ZM142 178V177H141ZM149 178V177H148ZM153 179V180H152ZM163 179V178H162ZM165 179H167V177H165L164 178V180L162 181V182H164L165 181ZM172 179V178H171ZM95 180V179H94ZM128 180V179H127ZM139 180H140V178H139ZM142 180V179H141ZM140 180V181H141ZM144 180V179H143ZM47 181V182H46ZM64 181H65V179H64ZM76 181V180H75ZM79 181V180H78ZM125 181V180H124ZM132 181L134 182V180H133V178H132ZM148 181V182H149ZM168 181V180H167ZM44 182H46V183H44ZM166 182V181H165ZM44 185H43V184ZM50 183V182H49ZM77 182H75V184H76ZM88 183V182H87ZM109 183V182H108ZM137 183H138V181H137ZM142 183V182H141ZM147 183V182H146ZM156 183V182H155ZM168 183V182H167ZM174 183V182H173ZM173 183L171 184V182H170V184L171 185H173ZM65 184V185H64ZM134 184V183H133ZM140 184V183H139ZM142 184H144V183H142ZM162 184V183H161ZM164 184V183H163ZM162 184V187L163 186H167L168 185V187H174V188H172L174 191H176L175 189L177 188V187H179L180 185H176V187H175V185H173V186H171L169 183L168 184H165V185H163ZM175 184V183H174ZM39 185V186H38ZM74 185V184H73ZM78 185V184H77ZM80 185V184H79ZM84 185V184H83ZM111 185V189L109 188V190H113L112 189V185L113 184H110ZM110 185H108V187H110ZM145 185V184H144ZM149 185H150V183H149ZM170 185V186H169ZM32 186H34L35 188L34 189H32L33 187ZM127 186V185H126ZM130 186V185H129ZM136 186V185H135ZM138 186H140V185H138ZM165 186V187H166ZM32 187V188H31ZM46 187H47V189H46ZM146 187V186H145ZM156 187V186H155ZM165 187H164V189H165ZM54 188V187H53ZM76 188V187H75ZM107 188V187H106ZM125 188V187H124ZM144 188V187H143ZM147 188V187H146ZM161 188V187H160ZM31 189L34 191H36L37 192V194H36V196H31V192H33V191H31ZM78 189V188H77ZM133 189H137V188H133ZM151 189V188H150ZM166 189H168L167 187H166ZM165 189V190H166ZM74 190V189H73ZM102 190H104V189H102ZM145 190V189H144ZM157 190H159V189H157ZM156 190V191H157ZM161 190V189H160ZM163 190V189H162ZM182 190V189H181ZM89 191V190H88ZM135 192H136V190H134ZM149 191V190H148ZM169 191H172V190H170V188L168 189V191L167 192H169ZM35 192V193H36ZM95 192V191H94ZM34 193V194H35ZM73 193V192H72ZM140 193H142V192H140ZM152 193H153V191H152ZM155 193H157V192H155ZM154 193V195H156ZM162 195L164 194V193H162V192H160ZM159 193V194H160ZM170 193V192H169ZM168 193V194H169ZM173 193V192H172ZM33 194V193H32ZM79 194V193H78ZM114 194V195H115ZM136 194H138V196H139V193H136ZM146 194V193H145ZM150 194V193H149ZM171 194V193H170ZM173 194H175V193H173ZM173 194H171L172 196H173ZM180 194V193H179ZM73 195V194H72ZM88 195V194H87ZM147 195V194H146ZM152 195V194H151ZM154 195H153V197H154ZM167 195V194H166ZM70 196V195H69ZM137 196V195H136ZM157 196V195H156ZM169 196V195H168ZM167 196V197H168ZM175 196V195H174ZM78 197V196H77ZM79 197H81V196H79ZM115 196H114V198L113 199H115L116 198ZM159 197V196H158ZM163 197H165V195L163 196ZM166 197V198H167ZM131 200H130V199ZM172 197H170V198H168V200H170V202L169 203H171V202H173L172 201V199H171ZM176 198V197H175ZM179 198V197H178ZM14 199H16V202L14 201ZM17 199H18V201H17ZM19 199H21V200H19ZM78 199V200H77ZM90 199V198H89ZM147 199V198H146ZM150 199H152V198H150ZM157 199V198H156ZM163 199V198H162ZM23 200V201H22ZM75 200L76 201H78V204H79V198H75ZM82 200H84V199H82ZM160 199H158V201H159ZM164 200L165 199H163V202H164ZM174 200V199H173ZM20 201H21V203H23V204H21L20 203ZM71 201H73L76 205L74 206V203H72ZM134 201L136 202V200H135V198H134ZM157 200H155V202H156ZM157 201V202H158ZM13 202L15 203V204H17V202H18V205L20 206L19 208H18V205H13ZM82 202V201H81ZM80 202V203H81ZM83 202H85V200L83 201ZM119 202V201H118ZM133 202V201H132ZM148 202H149V200H148ZM148 202L146 203V204H148ZM157 202H156V204H157ZM167 202V203H168ZM144 203V202H143ZM50 204V203H49ZM152 204V203H151ZM22 205V206H21ZM24 205H26V207L24 206ZM52 205V204H51ZM85 205H86V202H85ZM87 205H89V204H87ZM125 205V206H124ZM155 205V204H154ZM164 205V204H163ZM148 205H146V207H147ZM16 207L18 208V209H16ZM24 207V208H23ZM138 207V206H137ZM149 207H150V205H149ZM149 207L148 208H146V210L148 209L149 210ZM157 207V206H156ZM160 206H158V208H159ZM162 207V206H161ZM160 207V208H161ZM164 207V206H163ZM21 208H23V210L21 209ZM114 210H113V209ZM151 208H154V207H152L151 206ZM166 208H168V207H166ZM170 208V207H169ZM20 209V210H19ZM26 209V210H25ZM22 210V211H21ZM32 210L33 211H35V213L33 212V214L34 215H32ZM68 210H71V211H73V214L72 213H69L70 211H68ZM83 210H86L88 213H89V219H87L88 221H83V218H82V216H83V214H81V213H83ZM117 210V212H119L118 214H115V215H113V213H111V215H109V213L107 214V212L106 211H111V212H114V211H116ZM152 210V209H151ZM159 210V209H158ZM55 211V210H54ZM142 211V210H141ZM143 211H145V210H143ZM157 211V210H156ZM163 211V210H162ZM162 211H161V213H162ZM165 211V210H164ZM43 212V213H42ZM126 212V213H125ZM150 212V211H149ZM167 212V211H166ZM165 212V213H166ZM44 213H45V215H44ZM53 213V212H52ZM146 213V212H145ZM153 213H154V211H153ZM156 213V212H155ZM164 213V212H163ZM162 213V214H163ZM170 213H171V211H170ZM169 212H168V214L167 215H169L170 214ZM174 213V212H173ZM55 214V213H54ZM68 214V215H67ZM129 214H128V217H127V219H129ZM143 215H142V218L144 217V219H145V217H146V215H144V213H142ZM149 214V213H148ZM157 214V213H156ZM155 214V215H156ZM159 214H160V212H159ZM172 214V213H171ZM27 215H28V217H29V220H27L28 219V217H27ZM30 215V216H29ZM137 215H139V217L137 216ZM152 215H154V214H152L151 213V216H149V217H151V218H153L154 219V217H156V216H154V217H152ZM161 215V214H160ZM159 215V216H160ZM167 215H166V217H167ZM175 215V214H174ZM174 215H173V218H174ZM164 216H165V214H164ZM163 216V217H164ZM177 216V215H176ZM35 217V218H34ZM148 217V216H147ZM172 217V216H171ZM87 218V217H86ZM151 218L149 219V220H151ZM165 218V217H164ZM31 219V220H30ZM53 219V220H52ZM85 219V218H84ZM132 219V218H131ZM143 219V221H144V223L145 222H148L147 220L148 219H146V220H144ZM156 219V218H155ZM158 219H159V217H158ZM161 219V218H160ZM169 219V218H168ZM172 219V218H171ZM26 221H27V223H26ZM31 221V222H30ZM53 221V222H52ZM117 221V222H116ZM166 221V220H165ZM24 222L26 223V224H28V226H27V228H26V224H24ZM151 222V221H150ZM161 222H162V224H163V221L161 220ZM160 222V223H161ZM172 222V221H171ZM46 223V224H45ZM60 223V222H59ZM102 223V222H101ZM104 223V222H103ZM101 225V227H100V225ZM153 224H154V221H153ZM156 224V223H155ZM45 226V228H44V226ZM57 225V224H56ZM60 225V224H59ZM143 225H145L146 226V224H143ZM150 224H148L147 226H149ZM157 225V224H156ZM49 226V225H48ZM53 226V228H54V225H52ZM99 226V227H98ZM43 227V228H42ZM50 227V226H49ZM154 227V226H153ZM152 227V228H153ZM58 229V228H57ZM50 230H51V228H50ZM54 230V229H53ZM52 230V231H53ZM105 230V229H104ZM147 230H148V227H147ZM99 231V232H98ZM53 233H55V230H54V232ZM53 233H51L50 232V234H53ZM47 234H49V233H47ZM46 234V235H47ZM50 234L48 235L49 237H50ZM46 235H45V237H46ZM55 235V234H54ZM62 235V236H63ZM44 237V236H43ZM42 237V239L44 240V238ZM54 237V236H53ZM83 237V236H82ZM81 237V238H82ZM22 239V241H21V239ZM33 238V239H32ZM18 240V242H20V244L24 241V240H26L25 242H27V244H24L23 243V245L22 246H19V245H17V242H16V245L17 246H15L14 244H15V241H14V243H13V240ZM53 239V238H52ZM64 239V238H63ZM92 239H94V238H92ZM20 240V241H19ZM40 240H41V238H40ZM95 240H96V242L98 241L97 239H94L93 241L95 242ZM101 240V239H100ZM99 240V241H100ZM48 241H50L49 239H48ZM76 241H75V243H76ZM86 241V240H85ZM84 241V242H85ZM92 241V240H91ZM91 241H90V246L92 245L91 244ZM92 241V242H93ZM54 242V241H53ZM62 242V241H61ZM88 242V241H87ZM93 242V243H94ZM77 243H79V241L77 242ZM31 244V243H30ZM43 244H44V242H43ZM47 244V243H46ZM68 245H69V243H67ZM73 244V243H72ZM85 244V243H84ZM99 244V243H98ZM101 244V243H100ZM15 247H14V246ZM28 245V246H27ZM75 245V244H74ZM31 246H33V245H31ZM61 246H63V245H61ZM77 246V245H76ZM85 246V245H84ZM86 246H87V243H86ZM89 246V247H90ZM93 246V245H92ZM36 247H37V244H36ZM42 247H44V246H41V248ZM47 247V246H46ZM49 247V246H48ZM83 247V246H82ZM81 247V248H82ZM96 247H97V245H96ZM16 250V248H17V252L16 251H13L14 249ZM19 248V249H18ZM33 248V247H32ZM69 248V247H68ZM95 248V247H94ZM35 249V248H34ZM43 249H45V247L43 248ZM58 249V248H57ZM74 249V248H73ZM73 249H68V250H72V252H68V253H75V252H73ZM75 249H77V248H75ZM74 249V250H75ZM90 249H92V247H90ZM11 250V251H10ZM63 250V249H62ZM67 250V251H68ZM88 250H89V248H88ZM93 250V249H92ZM96 250V249H95ZM40 251V250H39ZM61 251V250H60ZM79 251V250H78ZM35 252V251H34ZM54 253H55V247H54V251H53ZM87 252H89V251H87ZM94 252H96V251H94ZM93 252V253H94ZM15 253H14V255H15ZM79 253V252H78ZM36 254V253H35ZM38 254V253H37ZM53 254V253H52ZM66 254V253H65ZM85 254H86V252H85ZM84 254V255H85ZM89 254V253H88ZM48 255V254H47ZM68 255V254H67ZM76 256V255H75ZM91 256V255H90ZM12 257V256H11ZM36 257H37V255H36ZM84 257V256H83ZM86 257V256H85ZM14 259H16L15 257H13ZM22 258H24V256L22 257ZM29 258V257H28ZM49 258V257H48ZM57 258V257H56ZM66 258V257H65ZM77 258V257H76ZM79 258V257H78ZM80 258H82V256L80 257ZM87 258H89V257H87ZM10 259V258H9ZM8 259V260H9ZM12 259V258H11ZM11 259H10V261L9 262H11ZM85 259V258H84ZM91 259H92V257H91ZM90 259V260H91ZM95 259V258H94ZM97 259V258H96ZM32 260V259H31ZM35 260V259H34ZM61 260H62V258H61ZM83 260V259H82ZM89 260V259H88ZM89 260V261H90ZM17 261V260H16ZM29 261V260H28ZM28 261L26 260V262L28 263ZM33 261V260H32ZM39 261V260H38ZM50 261V260H49ZM48 261V262H49ZM87 261V260H86ZM12 262H14V260H12ZM51 262V261H50ZM7 263V262H6ZM17 263V262H16ZM20 263H22L21 261H20ZM32 264V263H31ZM47 264V263H46ZM52 264H53V262H52Z\"/></svg>","mask_w":264,"mask_h":264},{"label":"built area","instance_id":"obj_4","mask_svg":"<svg viewBox=\"0 0 264 264\" xmlns=\"http://www.w3.org/2000/svg\"><path fill=\"white\" fill-rule=\"evenodd\" d=\"M139 5L144 8V13L138 12L126 3L120 7L123 23L137 26L142 22V16H148L153 20L166 18L177 20L181 16L180 0H138Z\"/></svg>","mask_w":264,"mask_h":264}]
</instances>
